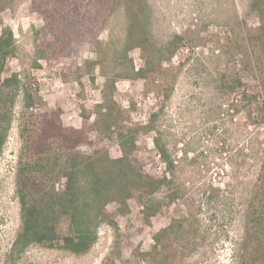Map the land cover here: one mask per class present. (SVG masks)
Masks as SVG:
<instances>
[{
	"label": "rangeland",
	"instance_id": "1",
	"mask_svg": "<svg viewBox=\"0 0 264 264\" xmlns=\"http://www.w3.org/2000/svg\"><path fill=\"white\" fill-rule=\"evenodd\" d=\"M251 2L148 0L155 40L165 42L183 34L189 46L168 65L166 77L149 84L118 81L115 98L127 112L128 125L145 124L159 112L157 127L176 162L175 175H169L172 182L154 199L165 206L160 213L147 220L143 207L132 199L130 214L118 219L120 231L103 226L96 245L86 254L34 245L16 261L9 256L21 227L15 194L23 111L19 99L0 159V264H157L158 260L165 264H236L248 207L256 196L264 163V36ZM44 24V17L33 10L32 0H15L13 7L0 11V34L10 27L18 44L7 74H21L38 94L39 101L30 113L42 120L60 114L64 126L80 128L82 107L93 110L101 103L106 77L98 67L90 74L84 71L80 80L74 75L65 79L56 63L41 60L36 67L34 30ZM126 29L127 19L120 9L102 34L103 42L112 49V61L124 44ZM130 57L136 68L143 65L139 50ZM95 59V53L85 51L80 62ZM232 78L260 93L258 103L249 106L242 99L243 87L230 94L222 83ZM172 86L167 100L163 90ZM154 135L141 136L139 144L153 152L156 163L149 169L162 174L165 166L153 145ZM90 140L92 145L82 146V152L106 148L113 158L121 155L115 137L110 140L93 132ZM172 190L179 193L173 203L169 199ZM172 223L175 231L167 241L170 249L156 261L154 235Z\"/></svg>",
	"mask_w": 264,
	"mask_h": 264
},
{
	"label": "trees",
	"instance_id": "2",
	"mask_svg": "<svg viewBox=\"0 0 264 264\" xmlns=\"http://www.w3.org/2000/svg\"><path fill=\"white\" fill-rule=\"evenodd\" d=\"M14 3L15 0H0V11ZM32 8L45 19L44 26L34 30V65L40 67L41 60L56 63L65 79L74 75L78 80L84 71L90 74L98 67L106 82L101 103L93 110L82 107L84 123L80 128L64 126L60 114L40 119L29 112L39 97L27 78L17 72L7 74L8 61L17 55L18 44L10 27L2 29L0 159L20 98L23 108L19 124L21 147L15 169L21 227L9 254L13 261L34 245L75 255L88 253L96 245L103 226L120 231L118 219L130 214L132 199L138 200L147 220L165 208L154 199L172 182L169 175H175L176 162L157 127L159 112L153 113L145 124L128 125L127 112L115 98L116 83L127 80L149 84L166 77L168 65L182 48L189 46L183 34H175L165 42L155 40L148 0H32ZM251 8L260 19L264 36V0H252ZM120 9L127 19L126 36L112 61V49L103 42L102 34ZM261 40L263 43L264 38ZM134 50L141 52L143 65L139 68L130 57ZM85 51L95 53L96 59L81 63V53ZM242 85L237 78L222 83L230 94L243 87L241 97L249 106L258 103L261 94ZM173 88L163 90L167 100ZM93 116L94 121L90 122ZM93 132L110 140L115 137L121 155L113 158L106 148L82 152V146L92 145ZM150 134H155L153 145L165 166L162 174L149 169L150 164L156 163L153 152L139 144L141 136ZM178 197V191L172 190L171 203ZM110 205L116 209L111 211ZM174 227L172 223L154 235V260L168 253L167 241ZM159 261L157 264H165ZM236 264H264V163L256 196L248 207L245 237Z\"/></svg>",
	"mask_w": 264,
	"mask_h": 264
}]
</instances>
